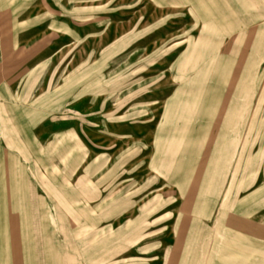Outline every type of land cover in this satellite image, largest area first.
Here are the masks:
<instances>
[{
  "label": "rangeland",
  "instance_id": "374dc122",
  "mask_svg": "<svg viewBox=\"0 0 264 264\" xmlns=\"http://www.w3.org/2000/svg\"><path fill=\"white\" fill-rule=\"evenodd\" d=\"M262 194L264 0H0V264H264Z\"/></svg>",
  "mask_w": 264,
  "mask_h": 264
},
{
  "label": "crops",
  "instance_id": "0c3cea01",
  "mask_svg": "<svg viewBox=\"0 0 264 264\" xmlns=\"http://www.w3.org/2000/svg\"><path fill=\"white\" fill-rule=\"evenodd\" d=\"M223 111L224 110L222 108H220L218 114H216V117L220 120H224V119L228 120V117H226L225 113L223 116ZM233 115H234V113L232 111L231 116H233ZM231 120H233V117H231ZM261 190H262V188H260V189L254 188L251 190L250 189L244 190L243 193H245V195L242 198H240V202H238L240 205L238 204L239 206H236L235 208L232 207V210L230 211V213L232 214L233 212L236 211L237 212L236 215H238L242 218H247V219L250 218L251 216H253L254 215L253 204L250 206V203L254 202V197L256 195H261V193H260ZM244 197H246V198L250 197V199H246ZM261 198H263V202H264V195L263 194H262ZM234 205L235 204H233V206ZM221 210L223 211L224 209L221 208L220 211ZM222 213L224 214V212H222ZM225 215H228V214L226 213ZM232 215H234V214H232ZM247 223H249V222L247 221ZM251 227L253 228V225ZM239 229L241 230L242 228L240 227ZM238 235L242 236L241 234H238ZM188 255H189V251L185 252L183 250L182 257H183L184 261L182 264H190V258L188 257ZM39 263H40V261H39Z\"/></svg>",
  "mask_w": 264,
  "mask_h": 264
}]
</instances>
